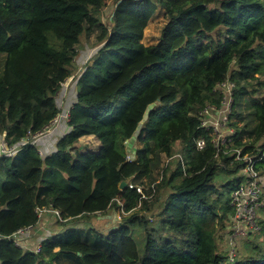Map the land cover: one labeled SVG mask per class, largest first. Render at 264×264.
Wrapping results in <instances>:
<instances>
[{"label":"trees","instance_id":"obj_1","mask_svg":"<svg viewBox=\"0 0 264 264\" xmlns=\"http://www.w3.org/2000/svg\"><path fill=\"white\" fill-rule=\"evenodd\" d=\"M105 5L0 0V134L18 145L13 156H0V264H228L218 244L240 163L230 162L233 154L215 157L195 114L219 103L211 89L229 74L232 117L243 122L231 123L233 145L243 153L263 148L264 0H117L108 25L99 17ZM157 15L165 21L145 45L144 29ZM93 32L99 47L77 77L69 130L41 156L21 140L60 113L55 96L72 74L80 37ZM248 97L242 108L252 120L244 123ZM136 132L141 146L128 161L126 143ZM200 135L206 143L197 149ZM176 149L185 171L177 159L139 192L161 155ZM217 169L231 180L215 184ZM161 189H168L163 199ZM42 207L59 212L62 231L42 240L38 253L16 247L7 237L36 224ZM109 210L125 214L115 227L77 226ZM240 256L234 264H264V249Z\"/></svg>","mask_w":264,"mask_h":264},{"label":"built area","instance_id":"obj_2","mask_svg":"<svg viewBox=\"0 0 264 264\" xmlns=\"http://www.w3.org/2000/svg\"><path fill=\"white\" fill-rule=\"evenodd\" d=\"M235 90L236 83L227 74L223 81L216 83L211 89L213 94L219 96V103L205 104L195 114L199 122V128L202 133L208 136L210 143L215 149V157L218 159L220 153L224 155L233 154V159L230 162L240 163L236 174L239 180L229 194L228 204L232 211L228 214L224 227L225 263L228 264H234L237 260L240 254V244L243 241L250 243L251 237L258 233L260 234L262 226L261 215L264 212V171L261 168V162L264 158V146L263 148L243 153L242 148L233 145L235 129L231 123L233 121L232 106ZM68 116L69 109L58 114L42 131L22 139L21 144L23 145L27 142L35 143L38 138L52 132L59 121H67ZM194 142L197 149H202L205 147L206 140L203 135H200ZM261 145H264V139ZM0 146H2L0 156H13L18 145L9 146L4 141ZM174 157L181 162L183 171H185L183 155L178 153ZM126 159L130 161L134 158H130L127 153ZM130 187L132 186L130 185ZM144 189H146L144 186L137 187L139 192ZM145 198L149 200L150 196ZM117 201L119 200L117 199ZM35 212L38 218L36 224L22 226L8 236L7 239L24 251L38 253L41 250V242L46 236L42 232L44 229L39 225L44 216L51 214L59 222L63 220L59 212L51 208H37Z\"/></svg>","mask_w":264,"mask_h":264},{"label":"rangeland","instance_id":"obj_3","mask_svg":"<svg viewBox=\"0 0 264 264\" xmlns=\"http://www.w3.org/2000/svg\"><path fill=\"white\" fill-rule=\"evenodd\" d=\"M105 1H106V5L104 8H102L100 10L99 17H100L102 23H104L105 25H108L111 21V13L114 9V6H115V3L117 0H105ZM164 21H165V19L162 15H157V16H155V18L150 20V22L148 23V25L146 26V28L144 29V32H143L144 37L142 39V42L145 45H148V44L155 42L156 38L158 37V35L160 33V28L163 25ZM98 47L99 46H98L97 41H96V32H93L90 34H83L80 37V41H79V44L77 46L78 55L75 57L73 64H72V74L69 78L66 79V81L64 83H62L61 89L59 90V92L55 96L57 106H58V109L60 111L59 114L63 113L68 108H70V106H71L70 103L72 100H74L73 94H74V90L76 89L77 77L79 76L80 72L82 71L84 65L89 61V59L92 57V55L96 52ZM249 101H250V97L244 98V102H243L241 109H240L243 117H245L244 123L249 121V120H252V118L248 117V113L250 111L244 110V108H242V107H245V105L248 104ZM236 110L240 111V110H238V108ZM232 120L235 121L238 124V126H241L243 124V122H240L239 118L235 115H233ZM61 121H64V120H61ZM55 133H57V132H55ZM45 137H47V136H45ZM48 138L49 137H47V139ZM89 140H91V139L89 138ZM3 142L4 141L2 139V141L0 142V145H2ZM88 143H89V141H86L84 139V140H82L81 145L83 146V144L86 145ZM94 144L97 146V142L95 140H93V145ZM140 146H141V141L137 138V132H136L131 137V139H129L126 143V151H127L130 158H134V152L137 148H140ZM1 147L2 146H0V151H1ZM178 153L182 154L180 149H176L170 158L165 157L164 155H161L160 168H159V170H157L153 173L152 180H148L147 178H143L141 180V181H143V184L145 185L144 187H146V185H148L150 183H159L161 178H162L163 168L168 166L171 169H173L175 167L177 158H175L174 156H175V154H178ZM221 165H222L221 162L218 161V166H221ZM221 172L222 171H220V169H217L215 180H214V183L217 185L220 182L230 181L232 178V177L223 175ZM167 193H168V189H161L160 191H158L156 193V195H159L158 197H161V199H163L167 195ZM157 206H158L157 203H155L154 206H151L152 211H149V215H150L151 219H153L154 218L153 216L158 212ZM122 214H124V213H121L120 211H115V210H109L106 213H97L96 215H94V217L91 218V220L89 222H79V223H77V226L78 227L79 226L87 227L89 225H92L101 231H106L110 228L115 227L116 223H118L120 218L122 217ZM143 214H145V212H143ZM46 219L47 220L43 223L44 227H42V228H44V230H42L44 235H48L49 233L54 234L57 231L58 232L62 231L63 228L62 227L60 228V226L57 224L56 221H54L52 218H46ZM261 219H262V221H264V213H263V215H261ZM47 226L49 228V232H47V230H46ZM135 236L137 237V238L135 237L137 239V241L140 242V240L138 239L140 236V232H139L138 228H135ZM254 246L260 250L264 249V235L263 234L258 233L255 236L251 237L250 243H248V241H243L240 244L239 256L240 255L244 256V255H247L248 253H251V251H253ZM218 248H219L220 252L222 253V255L225 256L226 245H225L224 233H223V237H222L221 242L218 244ZM225 261H226V259L224 257L222 262L225 263Z\"/></svg>","mask_w":264,"mask_h":264},{"label":"crops","instance_id":"obj_4","mask_svg":"<svg viewBox=\"0 0 264 264\" xmlns=\"http://www.w3.org/2000/svg\"><path fill=\"white\" fill-rule=\"evenodd\" d=\"M76 89L74 90V97L76 95ZM74 102V100L71 101V105L72 103ZM71 107V106H70ZM69 109V108H68ZM69 128L68 126L66 125V121H59V123L56 125V127L52 130V132H50L49 134L45 135L47 137H49L47 139V137L43 136L41 138H38L36 141H35V144L38 148V152L41 156H46V155H50L51 153H53L56 149V144H57V141L63 136L65 135L67 132H68ZM57 132V133H55ZM2 139H4V134L1 133L0 134V142L2 141ZM46 218H52L54 221V217L51 215V214H47L44 216V218L41 220V223L39 224L41 227H44L43 226V223L47 220ZM44 220V221H43ZM43 221V222H42ZM44 229V228H43ZM47 232H49V228L47 226L46 228ZM52 233H49L48 235H46L44 237V239L51 235Z\"/></svg>","mask_w":264,"mask_h":264},{"label":"water","instance_id":"obj_5","mask_svg":"<svg viewBox=\"0 0 264 264\" xmlns=\"http://www.w3.org/2000/svg\"><path fill=\"white\" fill-rule=\"evenodd\" d=\"M125 185H126V183L122 182V183L120 184V189H123V188L125 187Z\"/></svg>","mask_w":264,"mask_h":264}]
</instances>
